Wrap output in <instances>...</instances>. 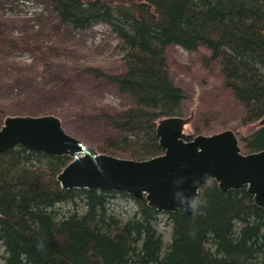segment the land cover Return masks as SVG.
Listing matches in <instances>:
<instances>
[{
  "label": "trees",
  "instance_id": "obj_1",
  "mask_svg": "<svg viewBox=\"0 0 264 264\" xmlns=\"http://www.w3.org/2000/svg\"><path fill=\"white\" fill-rule=\"evenodd\" d=\"M51 1L61 25L80 31L100 23L110 27L120 41L124 68L90 71L131 106L96 114L68 107V101L62 110L51 107L43 114L37 112L38 105L21 114L2 108L0 128L11 115L51 114L71 133L77 115L108 126L95 144L102 154L132 160L162 155L159 122L186 117L187 96L173 81L167 60V48L178 45L193 53L203 49L202 62L218 69L222 88L209 95L221 101L214 108L203 110L199 104L192 133L184 139L232 130L242 153L264 150V0ZM36 63L34 72L22 77L38 86L49 69ZM59 79L64 81L63 76ZM257 123L258 129L241 134L242 128ZM72 160L21 146L0 155L5 264H264V209L246 186L221 191L211 179L202 187L206 206L201 213L162 212L145 198L124 192L63 189L57 176ZM118 197L133 202L131 216L116 211ZM161 216L172 228L169 243L159 229ZM41 241L45 247L38 250Z\"/></svg>",
  "mask_w": 264,
  "mask_h": 264
},
{
  "label": "rangeland",
  "instance_id": "obj_2",
  "mask_svg": "<svg viewBox=\"0 0 264 264\" xmlns=\"http://www.w3.org/2000/svg\"><path fill=\"white\" fill-rule=\"evenodd\" d=\"M119 43L106 24H97L88 31L59 24L51 0H0V110L3 108L11 114H21L38 105L37 112L43 114L51 107L62 110L65 101H68L66 106H78L90 114L130 107L127 97L120 96L114 86L90 71L97 68L105 72H120L124 67ZM204 54L203 49L193 53L178 45L167 48L173 81L184 89L187 96L185 118L195 114L200 103L203 110H210L221 103L209 96L218 90L222 92L221 75L216 67L204 66ZM35 62L49 69L44 74L45 82L38 86L22 77L34 72L32 65ZM62 76L64 81L59 79ZM44 84L50 88L42 90ZM3 124L4 121L1 126ZM258 128L259 123L246 126L240 132L246 135ZM71 130V133L66 132L97 150L95 144L103 140L108 126L76 115ZM184 133H192L191 123L184 126ZM113 206L124 217L135 211L132 201L119 197ZM159 229L169 243L172 228L166 224L165 216H161ZM4 255L0 245V264H5Z\"/></svg>",
  "mask_w": 264,
  "mask_h": 264
},
{
  "label": "water",
  "instance_id": "obj_3",
  "mask_svg": "<svg viewBox=\"0 0 264 264\" xmlns=\"http://www.w3.org/2000/svg\"><path fill=\"white\" fill-rule=\"evenodd\" d=\"M193 117L161 120L156 133L164 153L132 160L98 152L67 133L55 115L8 116L0 129V155L17 146L52 156L68 155L73 160L57 176L63 189L124 192L145 198L162 212L180 210L171 199V182L177 175L208 173L209 181L214 179L221 191L246 186L255 204L264 209V150L242 153L232 130L185 140L184 126ZM260 123L264 129V117Z\"/></svg>",
  "mask_w": 264,
  "mask_h": 264
},
{
  "label": "clouds",
  "instance_id": "obj_4",
  "mask_svg": "<svg viewBox=\"0 0 264 264\" xmlns=\"http://www.w3.org/2000/svg\"><path fill=\"white\" fill-rule=\"evenodd\" d=\"M209 183V174L203 173L200 176L177 175L171 182L172 203L178 209L192 214H199L206 206L202 192V186ZM188 185L185 187V185ZM44 242L37 244L38 250H43Z\"/></svg>",
  "mask_w": 264,
  "mask_h": 264
}]
</instances>
